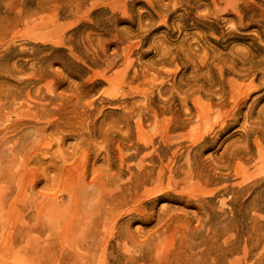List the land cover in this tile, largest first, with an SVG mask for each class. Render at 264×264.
<instances>
[{
  "label": "rangeland",
  "instance_id": "374dc122",
  "mask_svg": "<svg viewBox=\"0 0 264 264\" xmlns=\"http://www.w3.org/2000/svg\"><path fill=\"white\" fill-rule=\"evenodd\" d=\"M0 264H264V0H0Z\"/></svg>",
  "mask_w": 264,
  "mask_h": 264
}]
</instances>
